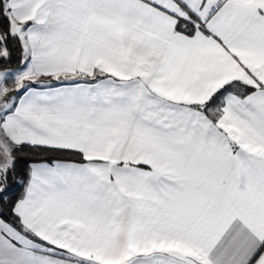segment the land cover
Segmentation results:
<instances>
[{
	"label": "snow or ice",
	"instance_id": "6c2138e0",
	"mask_svg": "<svg viewBox=\"0 0 264 264\" xmlns=\"http://www.w3.org/2000/svg\"><path fill=\"white\" fill-rule=\"evenodd\" d=\"M0 264H264V0H0Z\"/></svg>",
	"mask_w": 264,
	"mask_h": 264
},
{
	"label": "trees",
	"instance_id": "16d2710c",
	"mask_svg": "<svg viewBox=\"0 0 264 264\" xmlns=\"http://www.w3.org/2000/svg\"><path fill=\"white\" fill-rule=\"evenodd\" d=\"M14 63H15V57H14ZM16 194H18V193H17V192H14V193H13V195H16Z\"/></svg>",
	"mask_w": 264,
	"mask_h": 264
}]
</instances>
